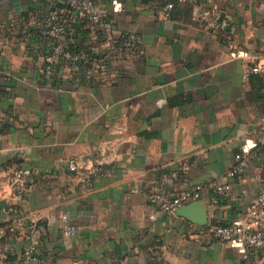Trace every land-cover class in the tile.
Returning <instances> with one entry per match:
<instances>
[{"label":"crops","instance_id":"1","mask_svg":"<svg viewBox=\"0 0 264 264\" xmlns=\"http://www.w3.org/2000/svg\"><path fill=\"white\" fill-rule=\"evenodd\" d=\"M95 1L114 32L142 42L111 47L101 26L69 16L63 43L94 62L61 61L49 72L52 4L0 0V264H21L33 222L42 264H264V247L244 257L208 232L264 193V71L234 55L264 48V0H199L237 26L235 46L229 28L210 25L191 0L169 16L167 0ZM239 152L246 165L231 177ZM71 157L102 169L92 191L70 188ZM17 167L28 171L22 198L9 180ZM212 180L232 187L219 197L205 188L184 214L150 199Z\"/></svg>","mask_w":264,"mask_h":264},{"label":"built area","instance_id":"2","mask_svg":"<svg viewBox=\"0 0 264 264\" xmlns=\"http://www.w3.org/2000/svg\"><path fill=\"white\" fill-rule=\"evenodd\" d=\"M187 0H167L162 11L165 16L171 14V10L178 2ZM198 4L200 13L209 24L214 27L227 26L229 28L228 39L231 40L233 33L237 31V26L226 21L222 17V12L218 9L204 8L199 0H191ZM52 4V9L44 20L45 28L48 34L53 38L51 52L48 55V71H52L54 66L61 61L69 63L74 69H81L85 65H90L94 62L89 53L85 51H77L66 46L62 37L69 31V23L67 22L70 16L75 21L87 20L93 24L99 25L104 30L106 41L111 47H131L142 42V36L137 32L125 31L114 32L112 21L96 3L95 0H49ZM67 11V12H66ZM233 45L232 40L229 42ZM117 45V46H116ZM236 57H250V70L253 72L264 71V48L256 49L249 52L248 50H236ZM97 60V59H95ZM98 67L106 66L105 60H98ZM261 136L258 145L264 152V112L261 118ZM237 163L228 171V175L235 177L240 174L246 165V154L239 152L236 154ZM69 169L75 181L72 187L75 190L82 192H90L95 187V180L98 174L102 173L100 167L86 168L79 163L76 157L69 158ZM28 171L24 168L17 167L10 174V183L13 189V196L22 198L30 189L27 182ZM230 182H220L212 180L207 184H197L193 188L184 189L174 193L168 197L164 192H154L150 195L152 202L160 204L161 209L165 212L174 213L177 209L191 201L201 199L205 188L210 189L216 197L225 196L231 189ZM63 218L67 220V215ZM19 224H11L9 230L17 233ZM26 238L29 241L23 248L21 264H42V259L37 247V241L40 238V230L36 223L28 226ZM65 234L70 235L76 232L75 226L68 224L64 230ZM208 232L215 239L223 242H235L244 252V257H248V252L252 249L264 247V193L255 198L239 216L234 218L229 223L216 222L209 225Z\"/></svg>","mask_w":264,"mask_h":264},{"label":"water","instance_id":"3","mask_svg":"<svg viewBox=\"0 0 264 264\" xmlns=\"http://www.w3.org/2000/svg\"><path fill=\"white\" fill-rule=\"evenodd\" d=\"M198 202H199V201H198ZM198 202H194V203H191V204H188V205L185 204V205L179 207V208L177 209V212L180 213V214H184L185 211H186V209H187L188 207L193 206V205H196Z\"/></svg>","mask_w":264,"mask_h":264},{"label":"trees","instance_id":"4","mask_svg":"<svg viewBox=\"0 0 264 264\" xmlns=\"http://www.w3.org/2000/svg\"><path fill=\"white\" fill-rule=\"evenodd\" d=\"M167 2V1H166ZM105 38H106V36H105ZM117 46V45H116ZM72 49V48H71ZM74 50V49H73ZM77 51H79V50H77ZM98 59H99V57H98ZM33 223H35V222H33ZM33 223H30L28 226H30L31 224H33ZM11 224H14V222H11V223H8L7 225H6V228L9 230V227H10V225ZM37 224V226H38V228H39V230H40V224L37 222L36 223ZM28 226H27V230L25 231V237H26V233H27V231L29 230L28 229ZM10 231V230H9ZM20 232V231H19ZM18 233V232H17ZM40 234H41V231H40ZM27 239V238H26Z\"/></svg>","mask_w":264,"mask_h":264}]
</instances>
